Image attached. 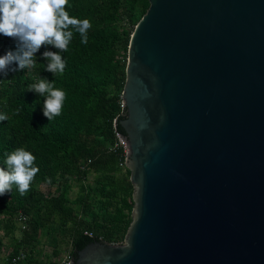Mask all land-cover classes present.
<instances>
[{
    "label": "water",
    "instance_id": "water-1",
    "mask_svg": "<svg viewBox=\"0 0 264 264\" xmlns=\"http://www.w3.org/2000/svg\"><path fill=\"white\" fill-rule=\"evenodd\" d=\"M122 105V244L75 264H264V0H148Z\"/></svg>",
    "mask_w": 264,
    "mask_h": 264
},
{
    "label": "trees",
    "instance_id": "trees-1",
    "mask_svg": "<svg viewBox=\"0 0 264 264\" xmlns=\"http://www.w3.org/2000/svg\"><path fill=\"white\" fill-rule=\"evenodd\" d=\"M69 4L70 15L88 19L91 28L86 44L74 32L69 50L62 53L67 62L63 74L46 71L43 52L58 51L52 46L36 53L38 64L31 72L14 70L17 65L12 64L7 75L0 73V115L7 117L0 121V168L7 170V155L24 148L35 156L39 169L28 193L21 195L13 185L0 196V231L11 242L8 257L24 254L22 264H58L47 255L45 261L34 258L41 243L53 258L65 244L75 264L77 252L90 243L122 244L132 221L134 187L116 133L125 137L119 122L126 116L121 94L130 36L149 2ZM15 50L14 40L0 36V56ZM38 76L55 81L66 93L61 114L50 121L43 114L45 97L29 91ZM73 186L78 192L71 198ZM19 213L27 217L24 230L17 226ZM2 249L0 237V264Z\"/></svg>",
    "mask_w": 264,
    "mask_h": 264
},
{
    "label": "clouds",
    "instance_id": "clouds-1",
    "mask_svg": "<svg viewBox=\"0 0 264 264\" xmlns=\"http://www.w3.org/2000/svg\"><path fill=\"white\" fill-rule=\"evenodd\" d=\"M71 7L69 0H0V36L11 38L16 43L15 51H7L0 56V73L7 75L10 65L16 64L14 70L37 67L36 53L42 47L52 46L58 51H44L43 59L47 61L46 71L54 76L62 75L66 60L62 53L69 50L74 32H78L82 43H87V31L91 28L88 19H79L70 15L66 8ZM45 97L43 114L50 121L61 114L66 93L55 87V81L38 76L36 83L29 86ZM0 115V121L6 120ZM35 156L24 148H18L7 155L5 168H0V196L12 190L16 185L20 194L30 190L39 169L35 166Z\"/></svg>",
    "mask_w": 264,
    "mask_h": 264
},
{
    "label": "rangeland",
    "instance_id": "rangeland-1",
    "mask_svg": "<svg viewBox=\"0 0 264 264\" xmlns=\"http://www.w3.org/2000/svg\"><path fill=\"white\" fill-rule=\"evenodd\" d=\"M86 183H91V178ZM42 189L45 192L48 191V188H46V187H44ZM77 192H78V186H73L71 193H70L71 198L76 197ZM17 226L20 227V224L17 223ZM15 236L19 237V233L16 232ZM0 237H2V239H3V249H2L1 258H2V260H5L8 257L9 253L11 252V242H10L9 238L3 237V234L1 231H0ZM66 247L67 246L65 244H62L60 246L61 251H60L59 256L53 258L51 249L48 246H46L44 243H41L37 247L38 253L34 255V258L36 260H40V261H43V260L45 261L48 258V259H51L52 261L55 260L59 263L64 257H66L68 255V251H67L68 248H66ZM46 255H47V258H46Z\"/></svg>",
    "mask_w": 264,
    "mask_h": 264
},
{
    "label": "built area",
    "instance_id": "built-area-1",
    "mask_svg": "<svg viewBox=\"0 0 264 264\" xmlns=\"http://www.w3.org/2000/svg\"><path fill=\"white\" fill-rule=\"evenodd\" d=\"M116 137L118 140V143L126 150V142L124 140V138L119 135L118 133H116ZM127 152V150H126ZM17 220L20 224V228L22 230H24L26 228V222H27V217L25 215H23L22 213L18 214ZM25 260V255L24 254H19L17 256L14 257H7L3 264H22V262H24ZM72 263V259L70 257V255L68 254L66 257H64L58 264H71Z\"/></svg>",
    "mask_w": 264,
    "mask_h": 264
}]
</instances>
